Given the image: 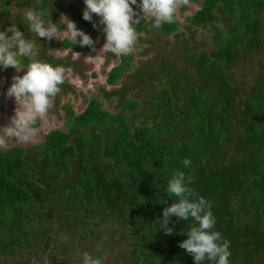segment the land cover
I'll use <instances>...</instances> for the list:
<instances>
[{
	"label": "trees",
	"instance_id": "trees-1",
	"mask_svg": "<svg viewBox=\"0 0 264 264\" xmlns=\"http://www.w3.org/2000/svg\"><path fill=\"white\" fill-rule=\"evenodd\" d=\"M10 1L0 3L4 7ZM193 1L200 7L186 18L190 26L203 30L220 23L225 32L214 31L216 46L208 52L185 50L194 76L190 82L184 76L172 82L185 87L184 97L166 87L150 101L151 125L130 124L124 110L135 107L131 101L110 114L90 98L77 115L68 105L62 107L67 130L48 131L38 154L29 155L18 146L0 149V256L12 254L14 248L31 254L29 249L38 246L32 240L37 232L33 226L26 229L27 222L37 224L39 216L25 208L37 200L49 214L52 209L46 203L57 197L58 213L67 211L83 220L95 214L138 230L131 236L129 264H195L179 244L196 222L171 217L168 227L173 235H166L160 222L164 208L177 200L167 193V186L179 170L186 180L191 178L189 186L211 203L213 231L230 242L229 264H264V52L259 20L264 0ZM15 2L20 8L32 3V10H43L45 22L67 16L79 30L105 43L100 19L96 21L93 14L92 22L85 21L71 1ZM0 14L8 16L5 8ZM134 27L138 34L146 28L142 20ZM159 29L172 34L176 23ZM79 39L76 44L64 39L58 46L71 54L88 52L89 47L79 46ZM44 51V61L52 64ZM249 53L256 54L262 71L250 85L230 73L235 61ZM118 58L106 74L108 86L115 85L127 66L125 55ZM237 92H244V98L237 100ZM185 158L191 161L189 167L182 163ZM74 202L79 208L89 206L86 214H79ZM36 230L38 237L50 235L47 228ZM202 264L214 262L205 259Z\"/></svg>",
	"mask_w": 264,
	"mask_h": 264
},
{
	"label": "rangeland",
	"instance_id": "rangeland-1",
	"mask_svg": "<svg viewBox=\"0 0 264 264\" xmlns=\"http://www.w3.org/2000/svg\"><path fill=\"white\" fill-rule=\"evenodd\" d=\"M66 1H71L82 13L86 8L84 0ZM140 2L141 0H137V4ZM132 7L135 12L140 13V20L144 22L146 28L138 34L135 50L130 55H125L127 66L121 71L119 79L115 85L108 86L105 83L106 74L110 68L119 63V56L108 51L100 53L104 44L99 42L98 36L92 38L96 51L90 49L88 52L79 53L80 56L71 54L58 46L64 39L71 41L70 37L64 34L65 25L61 23V16L54 21L59 24L61 29L62 35L59 39L53 38L48 41L42 38V42L36 41L40 38L29 31L28 22L25 19L26 11L32 10V3L25 8L16 5L15 0L10 1L4 7L0 3V10L5 8L8 12L7 17L0 14V31H5L12 25H16L25 38L35 45V56L19 57L21 70L26 71L27 65L33 59L45 62L42 57L43 53L41 54L43 50L46 55L51 56L48 58L52 60L53 66H62V61L69 63L64 66L67 70L66 79L60 86L61 91L55 97L53 106L49 109L47 121L37 122L39 135L36 142L23 143L11 140L8 147L1 150L5 151L10 147L18 146L29 155L38 154L37 147L42 143L44 135L48 131L61 130L65 132L67 130L69 122L66 121L64 110H62L64 105H68L73 114L77 115L85 108L88 100L93 98L98 101L101 110L114 114L121 109L125 101H131L135 107L132 110L125 109L124 112L127 118L132 120L130 124L138 126L152 124L149 116L150 101L159 97L164 88H171L176 97H184L185 87L172 82L176 77L181 76L187 77L190 82L194 76L193 69L186 63L188 57L185 50L208 52L216 46L213 39L214 31L225 32L224 26L216 23L203 30L190 26L186 18L200 7L199 2L190 0V5L179 9L176 15L175 32L165 35L159 28L153 26V17L141 13L136 5ZM96 17V21L100 19L98 16ZM259 20L261 51L264 52V11L259 15ZM8 36H11L10 32ZM51 46L53 49L49 48ZM89 55L99 56L93 60H87L85 57ZM257 60L255 53H249L245 59L239 58L235 61L233 70L230 71L231 76L240 80L244 79L250 85L262 72L256 64ZM23 74L24 71L17 72L11 67L7 69L0 67V128L10 122L16 109L14 98H8L6 95L12 84V78L15 75L22 76ZM243 93L237 92V100L244 98ZM127 118L126 121H128ZM104 129H106L105 126L98 131L101 132ZM98 131L96 130V132ZM32 183L38 186V183ZM59 201L57 197L48 200L46 204L50 205L52 209L49 214H46V210H48L46 207L41 209L37 200H34L28 209L25 208V212L39 216V219L36 220L37 224L27 222L26 228L29 229L33 226L32 228L37 234L32 240L38 246L29 249L30 255L25 253L28 250L14 248L12 254L0 256V264H83L85 253L99 258L101 264H129V252L134 244L132 240L134 237L131 238V236H136L138 230H135L131 225L117 224L95 214L94 218L83 220L80 216L67 213V211L58 213L55 206ZM76 205L74 202L72 206L76 211H79V214H86L84 211L87 212L89 206H84L83 210L82 207L79 208ZM90 215L92 214L90 213ZM42 227L50 231L48 237H38L39 230L36 229H42ZM88 230H92L95 235L91 237ZM79 235H81V239L78 238ZM40 257L43 258L42 262L39 261Z\"/></svg>",
	"mask_w": 264,
	"mask_h": 264
},
{
	"label": "clouds",
	"instance_id": "clouds-1",
	"mask_svg": "<svg viewBox=\"0 0 264 264\" xmlns=\"http://www.w3.org/2000/svg\"><path fill=\"white\" fill-rule=\"evenodd\" d=\"M40 0H37V4ZM86 6L83 19L92 22L93 14L100 18L103 26L105 43L100 50L108 51L116 56L130 55L135 50L138 33L134 25L140 23L141 15L133 10L136 5L140 12L154 18V27L160 28L163 24L174 22L182 7L189 6L190 0H84ZM43 10H28L25 19L29 31L39 38L51 41L62 35L59 24L44 20ZM61 23L65 25V33L73 44L79 37L80 47H89L96 51L93 39L77 28V25L61 16ZM96 27V25H93ZM11 36H8V33ZM35 45L26 39L24 34L12 25L5 31H0V67L16 69L24 74L15 75L12 84L7 90V97L14 98L16 109L9 123L0 128V149H6L11 140L28 143L36 142L39 135L38 121H47L49 109L53 106L55 97L60 93V86L66 79L64 66H53L50 63L33 59L27 69H20L19 57L35 56ZM80 56L79 53H76ZM100 55V54H99ZM97 56H87L93 60ZM184 167H189L191 161L185 158ZM191 178L186 180L183 171H176L168 181L167 193L174 195L177 200L163 210V219L160 220L166 235H173V229L168 227L171 217L187 221L190 218L196 222L187 232V239L179 247L192 255L195 264H202L207 259L214 264H229V241L222 239L221 233L213 231L215 218L211 211L212 205L202 196H199L189 185ZM99 250V249H98ZM83 264H101L99 258L85 253Z\"/></svg>",
	"mask_w": 264,
	"mask_h": 264
},
{
	"label": "flooded vegetation",
	"instance_id": "flooded-vegetation-1",
	"mask_svg": "<svg viewBox=\"0 0 264 264\" xmlns=\"http://www.w3.org/2000/svg\"><path fill=\"white\" fill-rule=\"evenodd\" d=\"M42 255H43V254H42ZM39 261L42 262V261H43V258L40 257Z\"/></svg>",
	"mask_w": 264,
	"mask_h": 264
}]
</instances>
